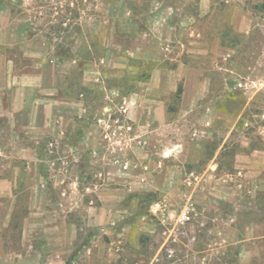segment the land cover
<instances>
[{
  "label": "rangeland",
  "instance_id": "374dc122",
  "mask_svg": "<svg viewBox=\"0 0 264 264\" xmlns=\"http://www.w3.org/2000/svg\"><path fill=\"white\" fill-rule=\"evenodd\" d=\"M21 3L0 0L33 37L0 44L12 240L38 227L57 264H264V238L235 242L264 222V0Z\"/></svg>",
  "mask_w": 264,
  "mask_h": 264
},
{
  "label": "crops",
  "instance_id": "0c3cea01",
  "mask_svg": "<svg viewBox=\"0 0 264 264\" xmlns=\"http://www.w3.org/2000/svg\"><path fill=\"white\" fill-rule=\"evenodd\" d=\"M42 0H22L21 7H24L25 11H32L36 7L35 3H39ZM47 1V0H46ZM55 1V0H49ZM214 0H199L202 10L210 8ZM13 9L0 6V44L11 46L18 42L25 43L32 41L33 37H29L26 27L19 25L18 20L24 22V18L12 13ZM240 13L235 12L232 17V23L235 28H242L240 24ZM22 24V23H20ZM30 38V39H29ZM0 55H2L0 53ZM252 173V172H251ZM256 174V173H254ZM263 178L264 174L258 173L257 175H251ZM256 177H254L256 179ZM252 182V180H250ZM12 200V199H11ZM13 201H7L5 206H9ZM0 215V264H57V259L61 257V251L55 250V244L51 242L45 243L44 241H38L40 237L38 227H28L25 223L19 226L18 239L11 238L10 231L15 227L7 222V217H4V223ZM235 235V234H234ZM244 238L236 237L235 242H250L254 244L250 246L251 250H245V256L254 255V248L257 246L256 241H260L264 238V222H249L243 229ZM242 255V253H241ZM68 264V263H63Z\"/></svg>",
  "mask_w": 264,
  "mask_h": 264
},
{
  "label": "built area",
  "instance_id": "2783aa9c",
  "mask_svg": "<svg viewBox=\"0 0 264 264\" xmlns=\"http://www.w3.org/2000/svg\"><path fill=\"white\" fill-rule=\"evenodd\" d=\"M231 0H225V2L229 3ZM241 174V172H238ZM152 212L163 224H168L169 220L171 218L169 208L167 203L164 202H154L152 205ZM197 214L195 212V206L194 203L191 201H188L184 205V209H182L177 217L175 227L178 225H182L185 229L186 225L192 220L193 216ZM174 227V228H175ZM174 230V229H173ZM226 264H233V263H226Z\"/></svg>",
  "mask_w": 264,
  "mask_h": 264
},
{
  "label": "trees",
  "instance_id": "16d2710c",
  "mask_svg": "<svg viewBox=\"0 0 264 264\" xmlns=\"http://www.w3.org/2000/svg\"><path fill=\"white\" fill-rule=\"evenodd\" d=\"M182 91H183V87H182V84H180V85L178 86V89H177V95H178V97L181 96Z\"/></svg>",
  "mask_w": 264,
  "mask_h": 264
}]
</instances>
